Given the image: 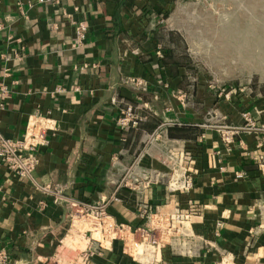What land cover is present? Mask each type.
I'll return each mask as SVG.
<instances>
[{
	"label": "crops",
	"instance_id": "obj_1",
	"mask_svg": "<svg viewBox=\"0 0 264 264\" xmlns=\"http://www.w3.org/2000/svg\"><path fill=\"white\" fill-rule=\"evenodd\" d=\"M174 1L0 0V133L38 143L30 178L0 163V264H264V99L162 59Z\"/></svg>",
	"mask_w": 264,
	"mask_h": 264
},
{
	"label": "rangeland",
	"instance_id": "obj_2",
	"mask_svg": "<svg viewBox=\"0 0 264 264\" xmlns=\"http://www.w3.org/2000/svg\"><path fill=\"white\" fill-rule=\"evenodd\" d=\"M160 23L161 49L198 95L264 99V0H175ZM96 220L85 217L80 227L97 233Z\"/></svg>",
	"mask_w": 264,
	"mask_h": 264
},
{
	"label": "built area",
	"instance_id": "obj_3",
	"mask_svg": "<svg viewBox=\"0 0 264 264\" xmlns=\"http://www.w3.org/2000/svg\"><path fill=\"white\" fill-rule=\"evenodd\" d=\"M43 1V0H41ZM0 29H2V23L0 21ZM86 26L83 23H78L75 27V46H80L85 38ZM118 124L121 127L136 124L135 118L131 113V109L128 108L123 112L121 117L118 119ZM166 125V124H165ZM35 137L34 133L30 132L27 134L26 138L29 136ZM39 139L42 138V134L39 132ZM24 139V140H25ZM38 144V143H37ZM36 143H26V141H16L4 137L0 133V163L5 165L10 171L14 172L20 177L30 178L37 164V157L35 154ZM181 179L174 181L177 184V188L181 191H187L192 186V180L185 173L181 174ZM124 180L120 181L123 183ZM153 182L151 178L145 179L144 183L146 185ZM94 216L100 218L104 213L105 209L103 207L94 208ZM195 211V205L190 204L186 214H190ZM89 252H84L83 260L81 264H86V259ZM4 256L0 253V259Z\"/></svg>",
	"mask_w": 264,
	"mask_h": 264
},
{
	"label": "trees",
	"instance_id": "obj_4",
	"mask_svg": "<svg viewBox=\"0 0 264 264\" xmlns=\"http://www.w3.org/2000/svg\"><path fill=\"white\" fill-rule=\"evenodd\" d=\"M168 53H169V51L163 50L162 59L165 60V62H168L167 60H169V58H168L169 54ZM170 61H171V59H170ZM175 64H179L180 66H183L181 63H178V62H176Z\"/></svg>",
	"mask_w": 264,
	"mask_h": 264
},
{
	"label": "bare ground",
	"instance_id": "obj_5",
	"mask_svg": "<svg viewBox=\"0 0 264 264\" xmlns=\"http://www.w3.org/2000/svg\"><path fill=\"white\" fill-rule=\"evenodd\" d=\"M86 217H88V218H92V219H94V220H96L95 218H93L91 215H88V216H86ZM96 222L98 223V227H96L98 230H99V228H100V226H101V224L96 220ZM105 224L107 225H110V222H105ZM95 232V235H97L98 233H99V231H97V233H96V231H94ZM122 234V233H121Z\"/></svg>",
	"mask_w": 264,
	"mask_h": 264
}]
</instances>
